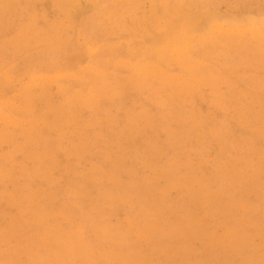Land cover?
<instances>
[{
	"label": "rangeland",
	"instance_id": "1",
	"mask_svg": "<svg viewBox=\"0 0 264 264\" xmlns=\"http://www.w3.org/2000/svg\"><path fill=\"white\" fill-rule=\"evenodd\" d=\"M109 255L264 264V0H0V264Z\"/></svg>",
	"mask_w": 264,
	"mask_h": 264
},
{
	"label": "bare ground",
	"instance_id": "2",
	"mask_svg": "<svg viewBox=\"0 0 264 264\" xmlns=\"http://www.w3.org/2000/svg\"><path fill=\"white\" fill-rule=\"evenodd\" d=\"M79 9V8H78ZM77 11V10H76ZM79 11V10H78ZM180 25L181 24H179V25H177L178 26V28L180 27ZM215 25V24H214ZM216 26V25H215ZM193 32H195V31H193ZM183 33V32H182ZM164 37V36H163ZM157 41H158V39H156ZM153 42V41H152ZM161 43V42H160ZM198 45V44H197ZM171 46V45H170ZM173 46V45H172ZM187 46V45H186ZM174 49V48H173ZM173 53V52H172ZM233 245V244H232ZM126 258V257H125ZM129 258V257H128ZM112 259H114L113 258V256L112 255H109L108 257H107V260H108V264H112ZM129 261H130V258L128 259ZM128 260H125V261H128ZM138 260V259H137ZM133 261L134 262H136L134 259H133ZM117 262H119V264H121L122 262H124V257H120V258H118V260H117ZM132 262V261H131ZM139 263V262H138ZM123 264H125V263H123ZM133 264V263H132Z\"/></svg>",
	"mask_w": 264,
	"mask_h": 264
}]
</instances>
